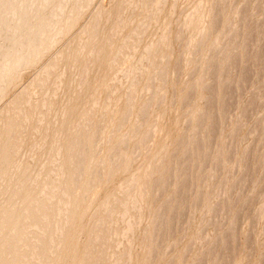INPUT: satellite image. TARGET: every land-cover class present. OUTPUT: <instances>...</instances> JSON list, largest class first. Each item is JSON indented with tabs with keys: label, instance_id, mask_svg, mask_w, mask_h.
Wrapping results in <instances>:
<instances>
[{
	"label": "bare ground",
	"instance_id": "6f19581e",
	"mask_svg": "<svg viewBox=\"0 0 264 264\" xmlns=\"http://www.w3.org/2000/svg\"><path fill=\"white\" fill-rule=\"evenodd\" d=\"M96 1L0 0V264L158 262L159 231L166 225L170 210L165 211L169 201L160 203L157 200L153 204L151 197H156L167 179L169 182L172 166L165 164L163 154L167 146L164 144L155 154L154 145L146 153L139 150L145 135L155 144L164 128L166 116L160 110L167 104L168 98L163 92L156 91L152 106L138 108L136 89L140 80L151 76L157 68L156 54L169 39L168 26H164L168 20V9L175 15L182 9L185 12L183 30L190 33L183 59L186 75L183 77L189 76L187 88L196 104L183 117L187 132L182 138V149L199 142L198 125L205 116L198 99L206 81L205 64L202 59L200 68L193 75L189 73L190 62L199 50L206 51L203 54L205 58L209 49L221 53L222 38L211 36L210 31L218 11L221 13L222 4L231 3L230 0H217L219 9L215 11V5L212 6L210 0H101L92 13ZM245 8L242 6L243 10ZM239 11V5H233L230 20H235ZM232 33H226L227 39ZM232 66V70L236 68L234 64ZM217 68L221 74V67ZM125 95L132 102V112L124 116L133 122L139 113L140 120H144L145 124L139 121L130 128L121 126L119 134L124 138L118 140L113 137V116L116 104ZM225 196L228 197L227 192ZM219 201L217 206L221 203ZM261 201H264V196ZM207 207H202L204 213ZM220 207L222 209L221 204ZM219 209L218 212H221ZM211 212L213 208L209 206L208 213ZM257 216L264 219V202L258 207ZM213 222L214 226L217 222ZM257 224L255 226L259 227ZM227 232L229 236L232 231ZM227 238L231 240V236ZM221 243L217 241V244ZM171 247L172 243L164 246L165 256L171 253ZM223 248L220 254H224ZM171 251L174 252V249ZM185 257L184 261L187 260ZM172 261L169 260V264H174Z\"/></svg>",
	"mask_w": 264,
	"mask_h": 264
},
{
	"label": "rangeland",
	"instance_id": "374dc122",
	"mask_svg": "<svg viewBox=\"0 0 264 264\" xmlns=\"http://www.w3.org/2000/svg\"><path fill=\"white\" fill-rule=\"evenodd\" d=\"M100 1L101 0H97L96 3L94 4V7L91 11L92 13L95 11V8ZM210 1L212 6L215 5V11H218L219 3L217 2V0H210ZM258 1L259 0H251L249 2L248 0H230L231 4L223 3L221 7V13L219 10L217 18H215L213 21L214 25L212 27V30L210 31L211 36H214L215 38L217 36H221L222 38L221 47L223 48L221 50V53L213 52L214 50L212 51V49H209L207 52V56L205 58L203 57V54H205L206 51L199 50L200 53L199 51H196L195 52L196 54L194 53L193 56L194 58L190 62L189 73L191 74L193 73V75L196 74V70L200 68L202 59L205 64L204 75L206 81L204 82V85L201 87L200 97L198 99L199 107L203 109L202 111L204 112V116H205L203 122L200 125H198L197 138H200L199 142L196 141V144L194 143L193 145L185 149H182V145H181L183 140L182 138H184L185 136L184 133L187 132V127L183 125V117L189 110H191L196 105L193 103L192 92L187 88V85L189 83L188 82L189 76H187L186 78L183 77V75L186 76L184 73L185 70L183 65V59L185 57L184 54L186 52L190 40L189 37L190 33L186 30H183L185 12L183 13L182 9L181 10L179 9L180 11L178 10L176 15L172 13L173 11L170 8L168 9L167 11L168 20L164 26H168V32L170 34L169 39L159 47V53L156 54L157 68L153 70L151 76L150 75L144 76L140 80L141 83L137 86L136 91L139 101L137 102L136 106L138 108L139 107L142 108L145 106H152L153 97L156 91L163 92L168 98L167 104L163 106L161 110L157 108L158 110H160V112L163 115L166 116L164 128L161 130V133L158 135L157 139L155 140V144L149 136L145 135L141 140L142 142H140L141 150H139L140 152L143 151L146 153L147 149L150 146L154 145L155 148L154 154H155L159 152V149L161 150L162 148L161 146L164 144L167 146V150L163 154V156H165V164L167 167H169L170 165L172 166L171 167L172 170L169 171V175H168L171 176L169 182L167 179L164 188L157 193L156 197H154L153 195L151 197L153 204H155L157 200H159L160 203L161 202L165 203L166 201H169L168 207L166 208L165 211L170 210V212H168L169 214L167 215L166 225L162 226L159 231V237L157 243V247L159 250V259L157 264H169L168 261L169 260L172 261V259H174V262L172 261V263L174 264H198L199 262H200L199 264H205V263L264 264V219L259 218V216H257V209L261 205V203L264 202L261 201L262 196H264V191H263L264 190V165H263L264 164V156H263L264 155V143H263L264 142V103H262L264 101L263 98L264 97L263 96L264 94L263 93L264 92V35L263 34L264 32L260 31L261 29L262 31H264L263 30L264 26L262 27V25H264L263 22L264 0L263 1L261 0L262 3L261 1L260 3ZM234 3H237L239 5V10H241V12L240 11L238 12V15L235 20L232 19L230 20L232 6L237 5ZM242 6L244 8L245 7L248 8L247 9L245 8L243 10ZM256 12L257 14L255 15ZM259 12L260 14H258ZM244 13H246V16ZM240 16L241 18L239 19ZM243 17L245 20L243 19ZM261 21L263 22V24H261ZM258 23L260 24V26ZM242 26L243 29L240 30ZM229 27L230 28L233 27L232 28L233 30L231 29L233 33L231 34L232 36L230 35L232 38L229 36L227 39L226 33L229 34L231 32L229 30L230 29ZM240 31L242 32L240 33ZM252 33L253 34L256 33L254 37ZM238 41L240 42L238 43ZM235 56L237 59H239V61L235 59ZM235 60L239 64H237ZM233 61H235V63ZM231 64L232 65L234 64V67L236 68L232 70L233 66ZM228 65L230 66V68ZM216 66L221 67V74H219L218 71L219 68H217ZM227 68H228L227 70L228 72L226 71ZM216 71H218V73ZM30 76L31 75L27 76L26 80ZM214 76H218V77L214 78ZM236 78H237V82H236ZM222 79L225 81L223 82ZM213 84H214V89H213ZM250 84L252 85L250 86ZM206 86L209 87L207 88ZM235 86L236 88H234ZM229 87L231 88L229 89ZM215 88H217V90ZM254 88L256 89L254 90ZM259 89H261L262 91ZM242 92H244V95L242 94ZM212 93L213 94L215 93L216 95H213ZM255 93L257 95L259 93V96H257ZM189 95L191 96L189 97ZM215 96L217 101L215 99ZM235 96H237V100ZM255 97L258 99L255 100L254 99ZM248 100L253 101L254 102L253 105L252 102H249ZM236 103L238 106L235 105ZM245 104L246 106L250 104L252 106L251 105L248 106L249 108L248 109L246 108V106H244ZM234 106L237 108V110ZM116 107H117L115 113L116 115L114 114L113 116L114 118H113V126H112V131L114 132L113 137L115 139L120 140L124 138L122 134L121 135L119 134V130L121 126L123 128L124 127L130 128V126L133 125V123L137 124L139 121H141V124H145L144 120H140L139 113H138V118L133 122L132 121L130 122V120L124 116L126 114H128L129 116L132 112L131 111L132 102L128 100L126 95L124 96L121 102L116 104ZM244 107L245 109H243ZM246 109L248 110L246 111ZM243 111H244L243 114L245 115L249 111L250 115L249 114L248 115L251 117L247 115L245 116V118L247 119L244 118V115L242 117ZM259 118L261 121H259ZM237 119L239 120L237 121ZM216 123L217 125H215ZM210 130H212L211 133ZM132 131H135V129H133ZM125 132L126 131H124V133ZM214 133L215 136H213ZM236 134L238 135L236 136ZM215 138L216 140H213ZM244 153L245 155H243ZM246 154L250 156L248 157ZM245 159L246 161L249 160L247 161L248 163L245 161ZM221 160L223 162H221ZM238 161L239 163H237ZM236 166L238 167L237 168L238 171L236 170L235 173L234 170L236 169ZM175 168L176 170L175 173L173 174V170ZM234 173L236 174L235 178H234L235 175ZM205 174L207 178L206 180H204ZM228 174L231 175L229 176ZM220 175H222L221 178ZM241 175L243 176L241 177ZM241 181L242 183H240ZM205 183H207V185ZM234 184L238 186L236 187ZM198 191L200 192L197 194ZM202 191H204V194ZM230 191L231 193H229ZM226 192L228 196L227 198H225ZM220 194H222V196ZM230 194L231 196L232 195L233 196L231 197ZM200 195L203 197V200L200 198L201 197ZM260 195H262L261 198ZM220 198L222 200H220ZM199 200L200 201L202 200L203 204L202 201L200 203ZM218 201L221 202L220 204L222 206V209L220 207V204L219 206H217ZM227 202L229 203L227 204ZM235 204L237 205L236 209H234L236 206ZM200 205H202V207L204 205L208 206L205 213L203 208L200 207ZM209 206L213 208V212L215 216H213V212L208 213ZM214 207H217L216 208L217 210L214 209ZM218 209L219 211L221 210V212H218ZM230 214L232 215L230 216ZM191 216L192 217L196 216L192 222H191L192 219ZM211 216H213L214 219H212ZM257 217L259 218V222H257L258 221ZM212 220L214 222L216 221L217 225L214 224L213 226L211 223ZM217 220L219 221L220 225ZM256 224L259 225V227L255 226ZM207 225L209 228L207 227ZM217 226H219L218 229L215 228ZM232 228L234 229L229 230ZM215 229H217L216 231H218V233L215 232ZM237 229L238 231H236ZM181 230L183 231L180 233ZM250 231L252 232L253 236ZM226 232L227 233L231 232L230 233L231 235L229 234L228 236ZM249 232L250 234L248 235ZM202 235L204 238H202ZM230 236H231V240L230 239L227 240L228 239L227 237L230 238ZM225 240H227L228 242H225ZM217 241L218 243H221L222 241L221 245L217 244ZM167 243H172V247L169 250V252L171 253H169L168 256H165L163 253V249ZM227 243H232L234 246L232 244H227ZM218 245L220 246L217 247ZM226 245H229L227 246L229 250L226 248ZM223 246H224L223 248L224 254H220L223 251L222 250ZM254 247L256 248V250H254L255 249ZM172 249H174V252L171 251ZM216 249L218 250V252ZM184 255L187 256L185 257ZM204 255L206 258L208 257L209 258L207 261L205 260L206 261L205 263H202V261H204L203 259H206L205 257H203ZM184 257L185 259H187L186 261H184Z\"/></svg>",
	"mask_w": 264,
	"mask_h": 264
}]
</instances>
